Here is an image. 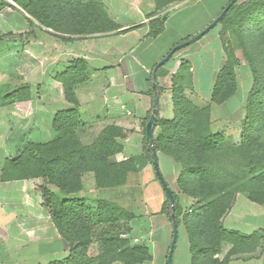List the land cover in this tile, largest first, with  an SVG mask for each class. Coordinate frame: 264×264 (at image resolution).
I'll list each match as a JSON object with an SVG mask.
<instances>
[{"label":"trees","instance_id":"16d2710c","mask_svg":"<svg viewBox=\"0 0 264 264\" xmlns=\"http://www.w3.org/2000/svg\"><path fill=\"white\" fill-rule=\"evenodd\" d=\"M14 1L39 23L60 32L86 35L122 28L101 6V0ZM182 1L155 0L156 10ZM261 6H264V0H255L242 12L238 21L241 23ZM236 7L237 2L221 20L222 23L232 18ZM67 16H71L70 30H65L60 22ZM148 27V37H158L165 29V19L155 17L148 22ZM238 64L235 52L228 49L226 65L220 70L213 89V103L224 104L236 94ZM87 67L86 60L75 59L56 76L66 99L75 107L56 115L54 139L45 143H29L18 157L6 162L2 177L44 180L43 205L51 214L60 235L71 245L70 255L52 264H113L117 261L143 264L153 259L148 245L135 244L125 237L131 231L130 222L136 217L135 213L107 199H99L94 209L85 198L78 196L83 189L84 173H95L98 188L120 187L128 182L131 172L139 171L141 160V157L124 161L116 159L123 150L118 138L127 137L129 133L116 125L104 127L91 144L82 141L78 130L85 124L78 110L75 87L87 80ZM186 67L190 68L189 62H184V69ZM252 67L254 86L248 96L239 143L224 145V134L213 131L211 107H199L186 96L180 76L174 77L176 116L173 120L159 118L156 125L162 128L155 137L157 151L181 164L179 188L199 207L184 210L180 196L174 193L175 214L179 227L182 223L187 227L193 264H231L234 255L252 253L261 245L258 231L245 235L222 225V219L232 208L238 193H247L252 202L264 205V156L252 151L253 145L259 143L264 135V82L258 70ZM151 82L150 77V85ZM20 98L19 93L13 97ZM144 157L152 162L151 146L147 141L144 143ZM48 185L57 187L58 191L51 190ZM162 213L172 223L173 209L168 196ZM95 225L103 227V230L96 234L93 230ZM94 243L98 244L100 251L91 256L90 248ZM225 243L230 245V249L220 258Z\"/></svg>","mask_w":264,"mask_h":264},{"label":"crops","instance_id":"0c3cea01","mask_svg":"<svg viewBox=\"0 0 264 264\" xmlns=\"http://www.w3.org/2000/svg\"><path fill=\"white\" fill-rule=\"evenodd\" d=\"M135 10L139 12L136 6ZM107 12L122 28L86 35L60 32V61H55V69L48 70L51 51L49 37L58 39V33H50L49 31H55L31 17L14 0H0V35L9 34L11 38L8 43L0 40V264H52L63 261L68 256L60 257L63 252L60 250L61 240L69 245L71 252V245L60 235L51 214L43 205L44 180L3 179L2 174L6 162L18 157L29 143H45L56 137V115L60 111L74 108L75 105L66 99L62 84L56 79L55 73L64 72L75 59H84L88 63L87 80L75 87L78 110L85 124L78 130L82 141L91 144L104 127L116 125L129 131L127 137L118 138L123 150L116 155V159L124 161L141 157L139 171L131 172L128 182L120 187L98 188L95 173H84L83 189L78 196L88 201L90 193L106 191V197L99 199L114 201L126 208L125 201L135 199L128 196L129 191L138 196L146 193V188L149 189L153 198L146 193V208L152 207V203L155 204L153 210L156 212L155 218L162 226L161 233L154 237L145 235L141 242L131 240L135 244H147L153 255L152 260L155 259V244L158 264L168 262L167 253L172 242L173 225H169L167 216L162 213L163 197L167 194L155 166L144 157V143L146 125L153 110V91L149 83L152 69L169 53L172 43L159 42L166 28L158 37H148V24L139 22L138 18L124 24L110 10ZM164 19L166 27L168 16ZM139 25L141 26L136 29L128 30ZM69 51L72 52V58L68 57ZM177 57V54L174 55L158 74L159 118L164 120H173L176 116L174 77H182L184 93L194 101L190 93L197 82V67L209 65L210 73L213 74L208 96L212 99L211 92L219 71L210 59L206 61L198 51ZM33 61L35 66H32ZM184 62H189V69H184ZM32 71H35V77ZM18 93L22 98L13 99ZM196 94L195 97L207 105L205 98L208 97L200 92ZM211 113L213 123L214 112ZM212 128L214 131V127ZM161 130L160 126L156 127L155 137ZM158 159L160 171L168 185L179 195L177 189L181 167L171 156L161 151H158ZM170 177L174 178L173 184ZM99 199L92 205L97 207ZM239 199L236 196L232 208L226 214L230 216V220L231 217L234 220L233 210L237 205L240 207L246 203V198ZM135 215L130 222L131 231L134 232L135 221L141 219L138 212ZM144 218L153 219L154 216L148 213ZM141 227L140 225L139 228ZM186 241L189 264H193L188 237ZM180 256L181 254L178 258ZM113 264L123 263L117 261Z\"/></svg>","mask_w":264,"mask_h":264},{"label":"rangeland","instance_id":"374dc122","mask_svg":"<svg viewBox=\"0 0 264 264\" xmlns=\"http://www.w3.org/2000/svg\"><path fill=\"white\" fill-rule=\"evenodd\" d=\"M230 1L231 0H184L182 2L174 3L159 11L156 10L155 0H101V6L107 11L110 10V12L113 15L115 14L118 19H120L121 23L124 24L129 23L132 20L135 21L136 18L139 19V22L143 21L144 23L148 24V22L155 17H161L164 19L168 16L164 36L159 42L161 44L172 43V47L170 49L171 51L172 48H174L177 44L192 38L209 26L215 19L218 18ZM254 1L255 0H238L236 12L227 23H222L220 21L218 25H216L199 41L179 50L174 54H177L179 57L182 54L190 55V53L198 51V53L204 57L203 59L206 61L210 59V61L215 65V69H219L216 75L217 77L220 70L226 65L228 49L235 52V55L239 60V64L236 66L238 89L232 98L221 105H217L212 102L210 99L211 96H208V89H210L213 73H210L211 68L207 64L205 66L202 65L201 67H197V82L190 93L194 101L198 103L197 104L193 101L197 106L200 105L199 107H211V112H214V121L212 123V127L215 129L214 132H224L225 146L237 144L242 139L243 124L247 113L246 106L248 96L254 86L255 79V75L253 73L254 68L252 66L258 70L262 82H264V6L257 8L255 11L245 17L241 23L238 21L239 18H241L242 12L247 10ZM133 4H135V6L139 9L138 13L136 12L135 6H133ZM60 22L63 23V28L65 30H70L69 25L71 24V16L64 17V19L60 20ZM141 25L133 26L128 29H136ZM34 26L38 25L34 24ZM53 31L55 32H49L52 34L58 33L56 34L58 36H56V38L58 39L49 37V47L51 51H49L48 57V70L55 69V61H60V31ZM33 39H35V36H33ZM0 40L8 43L11 38L9 34H1ZM6 46L8 47L7 44ZM57 46L59 47L57 48ZM67 54L68 57L72 58L71 51H69ZM35 65L36 63L33 61L32 66ZM58 74L59 72L55 73L56 76ZM32 75L34 77L36 76L35 71H32ZM198 92L203 93L204 96L208 97L205 98L207 105L202 104V101H199V99L195 97L197 95L196 93ZM212 93L213 92H211V95ZM252 151L254 154H258V156H264V135L260 139L259 143L253 145ZM262 162L264 164V161ZM178 164L181 167V164ZM169 179L173 184L174 178L170 177ZM48 186L51 190L58 191L57 187L53 185ZM177 190L184 210L189 209L191 211V209H199L197 205L195 206V200L191 199L189 202V197L185 195L179 188ZM145 191L151 196V198H153V193L151 194L149 189L146 188ZM104 192L106 191L90 193L87 198L88 205L95 209V206L92 205V203H95V201L99 198L106 197ZM128 193L129 197L135 199L133 201L129 200L130 202L125 201L124 204H126V208L129 211L134 213L138 212L141 219L139 218L140 220L138 222L135 221V232L130 231L125 237L137 242H141V240L146 237L145 235H149V237L159 236L162 226L155 218L156 212L153 210L155 204L152 203V207L147 206L146 208V205H148L146 201V193L143 195L139 194L138 196H134V194L130 193V191ZM237 196L240 197L239 200H241V198H246V203L241 204L240 207L237 205V207L233 210V214L235 216L234 220H232L231 217V221L230 216L225 215L222 225L229 230L239 231L245 235H249L254 231H258L261 235L262 241L260 247L256 251L252 253L234 255L231 261L233 263L231 264H264V205H259L252 202L249 199L247 193H238ZM166 200L167 196L165 195L163 197V202L165 203ZM136 201H138V204ZM146 210L150 216H154L153 219L144 218L145 215H148ZM168 221L170 225L171 222L169 219ZM140 225L142 226L141 228H139ZM93 230L97 234V232L103 230V227L95 225ZM139 231H141L140 234L138 233ZM186 237H188L189 244V233L185 223H182L181 227L179 228V235L174 251V255L176 253V259H174L173 255L172 264H189V249L187 247ZM199 239L200 237L198 236V240ZM229 249V244H223V251L220 254V258H223ZM60 250L63 251L62 253L67 252L63 255L60 253V257L69 256L70 247L68 244L63 243L62 240L60 241ZM99 251L98 244L94 243L90 248V255L96 256ZM153 253L155 255V259L151 262H148V264H158V252L156 251L155 244ZM167 254H169V252ZM180 254L181 256L178 258Z\"/></svg>","mask_w":264,"mask_h":264},{"label":"water","instance_id":"95a60500","mask_svg":"<svg viewBox=\"0 0 264 264\" xmlns=\"http://www.w3.org/2000/svg\"><path fill=\"white\" fill-rule=\"evenodd\" d=\"M238 0H231L228 5L224 8L222 13L218 16L217 19H215L209 26H207L204 30H202L200 33L197 35L193 36L192 38L182 41L181 43L177 44L172 50L164 56L152 69V74H151V88L153 91V110L152 113L149 117V120L146 125V141L150 144L151 146V156H152V164L155 166L157 170V174L159 177L160 182L164 186V189L166 191V194L170 200L172 209H173V214H172V225H173V237H172V242L168 254V262L167 264H172L173 262V255L179 235V225H178V220L177 216L175 214V198H174V192L168 185L164 175L160 171L159 168V159H158V151L155 147V129L156 125L159 120V108H160V95H159V90H158V71L159 69L167 64L171 58L174 56L176 52L179 50L199 41L202 37H204L208 32H210L216 25L220 23V21L226 16L228 11L232 8V6L237 2ZM166 18V17H165Z\"/></svg>","mask_w":264,"mask_h":264}]
</instances>
